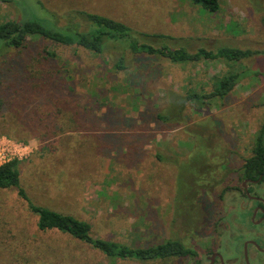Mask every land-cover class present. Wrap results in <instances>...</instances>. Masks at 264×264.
<instances>
[{"label":"rangeland","instance_id":"374dc122","mask_svg":"<svg viewBox=\"0 0 264 264\" xmlns=\"http://www.w3.org/2000/svg\"><path fill=\"white\" fill-rule=\"evenodd\" d=\"M38 1L60 26L70 12L84 11L168 36L171 49L264 52V0H219L213 14L190 0ZM27 7L41 14L39 6ZM23 17L21 0L0 1V24ZM44 50L55 52L60 71L47 87L29 72ZM121 57L126 71L114 68ZM0 72V142L28 147L17 161L33 204L86 222L96 239L139 248L177 239L197 249L202 264L216 248L240 256L249 221L241 218L250 213L240 214L248 202L237 173L264 125L263 54L174 64L127 55L116 44L95 55L40 40L0 58ZM229 73L240 78L222 101L185 102L188 94L210 93L215 78ZM159 114L177 117L160 122ZM216 212L222 222L214 230L208 222ZM249 256L252 264L264 262ZM191 262L108 259L66 234L39 231L16 190H0V264Z\"/></svg>","mask_w":264,"mask_h":264},{"label":"trees","instance_id":"16d2710c","mask_svg":"<svg viewBox=\"0 0 264 264\" xmlns=\"http://www.w3.org/2000/svg\"><path fill=\"white\" fill-rule=\"evenodd\" d=\"M0 1L5 2L6 0ZM21 1L24 8L23 19L0 24V58L11 51L21 54L33 42L40 40L63 47H77L95 55H100L106 50L115 49L116 44L122 46L127 55L166 59L174 64L217 60L236 63L249 59L254 55H264V52L227 47H222L215 51L199 49L194 53H189L182 47L171 49L166 42V40H171L168 36L139 33L120 21L84 11L70 12L65 16L66 24L60 26L57 16L43 10L38 0ZM190 1L193 5L201 7L203 11L210 14L216 13L219 9V0ZM27 3H32L35 7L39 6L41 14L38 10L29 9ZM42 54L44 56L41 55L39 58L40 64L37 63L35 70L30 66L29 72L37 71L41 75V79H43V85L47 87L50 85L49 80L60 74V71L54 63L55 52L44 50ZM124 59V57H121L115 63V70H127ZM239 78L240 75L238 73H229L222 77H217L213 82V90L210 93H191L184 100L187 103L197 102L201 104L209 103L213 100L222 101L238 84ZM50 83L57 85V82ZM2 100L0 99V103ZM0 106L2 107L3 104H0ZM175 117L177 116L168 117L159 114L157 119L160 122H172L171 119L175 120ZM251 152L255 156L249 158L243 167L238 170L237 178L240 182L247 178L256 179L258 175L251 177V172L254 169H257L260 174L264 173V125L256 136ZM18 164V161L13 160L0 166V190H16L17 196L26 203L28 210L37 217V228L39 231L55 230L66 234L111 260L147 262L167 259H192L191 264H201L203 259L199 255L198 250L192 246H187L177 239L166 240L152 247L139 248L92 237L91 227L86 222L33 204L20 186ZM231 189L227 187L223 192L225 193ZM210 226L215 230L217 224L214 227L211 224Z\"/></svg>","mask_w":264,"mask_h":264},{"label":"flooded vegetation","instance_id":"af4514ba","mask_svg":"<svg viewBox=\"0 0 264 264\" xmlns=\"http://www.w3.org/2000/svg\"><path fill=\"white\" fill-rule=\"evenodd\" d=\"M253 156H255L253 152H250L247 156H245L242 160L240 168H242L245 162ZM256 175H258L256 179L247 178L242 182L241 185V197H243V199L246 200L248 204H246L244 208H241L240 214L250 213V216H244L241 218V220H249L248 223H246L248 232L244 235H247L249 238H244V236L242 237V241L240 242V256H235L232 258L225 257L222 254L221 249L216 248L211 253H206L205 255L203 254V258L207 264H252L250 263L249 251H251L253 255L258 254L264 256V173L260 174L257 169H254L251 172V177H255ZM244 184L246 188L243 187ZM247 193L251 198L254 199H248ZM249 204L251 205L249 206ZM254 212H256V214L253 217ZM215 216V220H210L211 222H208V224H211L213 227L216 224L219 225L222 222L221 212H216ZM245 244L247 245L246 258L244 256ZM259 264H264V262H260Z\"/></svg>","mask_w":264,"mask_h":264},{"label":"built area","instance_id":"2783aa9c","mask_svg":"<svg viewBox=\"0 0 264 264\" xmlns=\"http://www.w3.org/2000/svg\"><path fill=\"white\" fill-rule=\"evenodd\" d=\"M3 142L2 144L0 142V166L10 161H19L22 157H27L29 150L26 145L10 141L9 139Z\"/></svg>","mask_w":264,"mask_h":264},{"label":"water","instance_id":"95a60500","mask_svg":"<svg viewBox=\"0 0 264 264\" xmlns=\"http://www.w3.org/2000/svg\"><path fill=\"white\" fill-rule=\"evenodd\" d=\"M243 187L244 188H246L245 187V184L243 185ZM245 191H246V189H245ZM247 196H248V199H254V198H251L249 195H248V193H247ZM255 214H256V212H254V214H253V217L255 216ZM246 244L244 245V249H245V253H244V256H245V258L247 257V254H246ZM221 258V257H220Z\"/></svg>","mask_w":264,"mask_h":264}]
</instances>
